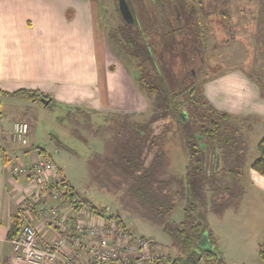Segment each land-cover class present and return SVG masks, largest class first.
Segmentation results:
<instances>
[{
	"label": "crops",
	"instance_id": "crops-1",
	"mask_svg": "<svg viewBox=\"0 0 264 264\" xmlns=\"http://www.w3.org/2000/svg\"><path fill=\"white\" fill-rule=\"evenodd\" d=\"M214 1L200 0L203 8L212 7ZM259 1L261 26L264 27V0ZM127 62H130V69L137 71L130 59ZM127 65L122 55L119 54V60L112 56L111 48L98 35L93 0H0L1 264H33L17 258L12 239L8 237L15 217L19 218V229L25 222L35 226L43 245L51 244L60 235L63 236L45 218L53 206L60 208L70 219L100 222L111 219L88 204L80 203L76 196L69 195L45 204H36L33 199L36 189L31 186L28 177L14 174L9 163L20 160L29 165L39 151H47L42 146L33 147L37 143L32 139L35 125L31 115L40 104L43 107L57 104L60 107L84 109L102 123V116H106L105 119L111 115H132L135 118L146 113L150 96L141 87L140 75L135 76ZM24 89L44 95L29 97L18 93ZM204 93L220 112L234 118L243 116L246 130L253 129L252 124H255L256 128L260 125L261 132H264L262 79L247 71L227 72L207 81ZM19 119L28 121L30 125L28 146L13 142L12 127ZM262 137L259 134L254 141L246 134L235 145L234 161L237 157L245 161L246 155H250L245 168L238 171L244 179L241 189L249 199L246 202L249 211H241V214L246 215L241 220L236 219L238 222L229 219L230 227L238 232L233 241L229 240V246L219 250L220 256H226L230 264H264L261 254L264 248V176L252 168L253 161L260 155L258 143ZM117 145L105 154L110 156ZM223 152L221 150L222 158L219 151L206 156L208 174L221 175L234 171L231 156L225 158ZM218 159L219 165L216 163ZM55 165L57 172L51 176V180L62 178L74 190L72 194H76L77 189L64 168L56 162ZM82 206L92 210V217L81 210ZM74 235L73 231L64 235L67 239L66 245L62 247L61 264H66L71 258L78 260ZM259 255L263 257L262 260H250Z\"/></svg>",
	"mask_w": 264,
	"mask_h": 264
},
{
	"label": "rangeland",
	"instance_id": "rangeland-1",
	"mask_svg": "<svg viewBox=\"0 0 264 264\" xmlns=\"http://www.w3.org/2000/svg\"><path fill=\"white\" fill-rule=\"evenodd\" d=\"M93 1L98 35H101L102 39L107 42L108 47L111 48L112 56L119 60V54L122 55L129 68L130 62L128 63L127 59H130L131 56L129 57L128 53H125L123 47L116 41L115 35L122 39L123 33L126 34L125 31H127L140 41V44H144L143 38L141 39L138 35L139 26L126 25L119 11L118 0ZM145 1L134 0L133 9H131L135 17L138 16L142 19L141 28L153 25L147 17L149 8ZM162 1L165 0H161V4ZM175 3H177L176 11L180 12V22L189 34L185 39L190 41L185 44L181 41L182 37L177 34V43L164 49L163 44L156 42L157 38L153 31L148 30V38L151 49L159 51L158 57L154 61L165 77L166 85L175 102L177 100L182 102L179 107L188 112L189 121L188 123L180 121L176 110H173L176 108L173 103L169 108L167 105L161 111L158 102L150 97L148 111L135 117L136 120L143 121L150 119L151 116L154 117L157 112L158 118L163 119L157 121L155 126L156 131L163 126L168 141L163 173L166 174L167 179L171 180L169 190L172 188L178 190L174 194L177 207L169 216L158 219L153 216L152 212L150 215L147 214L149 212L146 203L142 198L139 199L134 194L135 189L130 187L131 184L134 186L133 167L130 169L129 165L125 166L126 172H120L113 165L119 161V156L113 152L110 156L105 154L111 147L124 141L126 136L121 133L119 120L126 117L135 121L132 115H111L106 119V116H102L101 120L104 122L102 123L96 120L90 111L79 110L75 107H60L57 104L48 107H43L40 104L37 111H33L31 115L35 125L32 139L37 143L33 147L46 148L54 162L64 168L71 183L77 189V200L94 207L104 217H116L122 220L125 227L122 225L119 227H123L134 239L142 237L151 242H157L159 258H168L169 256L174 258L179 254V245L165 230V225L177 227V223L184 218L191 198L200 203L198 209V215H201L202 218L200 220L206 222L210 238L216 244L219 242L220 249L229 246V240L233 241L238 232L230 227L229 219L232 221L241 220L246 213L241 214L240 212L249 211L246 206L249 199L241 189L244 179L240 177L238 171L245 168L250 155H246L245 161L238 157L234 161L236 157L233 156L236 154L234 152L231 157L234 171L224 172L221 175L218 173L209 177L195 178L196 175L191 176L189 187L194 190L193 196H190L186 191L188 163L192 157L189 155V146H182L180 142L189 133L191 126L195 127V117L194 105L190 101L186 102L184 95H179L180 90H190L194 85L198 92L204 88L207 81L233 71L250 72L264 82V27L261 26L263 22L260 17L259 0H215L212 7L204 8L200 0H176ZM193 42L202 49L201 52L198 53L192 47ZM144 64L154 66L150 61ZM130 70L135 76L140 75L138 69V72ZM184 78H187L188 83L182 82ZM145 80L148 84V79ZM157 80L160 83L165 82L160 75L157 76ZM156 85L150 82L147 88H154ZM159 91L161 90L159 89ZM210 104H212L211 101ZM212 106L214 105L212 104ZM166 110L170 113L164 118L161 117L160 114ZM243 118V116L239 118L225 117L226 122L223 123V126H227V133L234 144L246 134L249 139L253 140L259 134L261 137L264 135L260 125L256 128V125L252 124L253 129L246 130L243 126ZM200 141L203 142L204 139L200 138ZM117 151L119 153V149ZM193 161L189 170L191 174ZM175 179H179V181H175ZM136 185L137 183L135 188ZM246 217L248 218V216ZM201 258L200 264H230V261L226 260V256L204 255ZM254 258L262 260L263 257L253 256L250 260L256 262ZM236 263L243 264L242 262L232 264ZM245 264L252 263L245 262Z\"/></svg>",
	"mask_w": 264,
	"mask_h": 264
},
{
	"label": "trees",
	"instance_id": "trees-1",
	"mask_svg": "<svg viewBox=\"0 0 264 264\" xmlns=\"http://www.w3.org/2000/svg\"><path fill=\"white\" fill-rule=\"evenodd\" d=\"M160 1L161 0L145 1V4L149 8V11H147V17L153 23V25H150L146 28H141L142 19L138 16L135 17V21L133 23H127L123 19L128 26H139L138 35L141 37V39L143 38L144 44H140V41H138L131 33H128L127 31H125L126 34L123 33L122 39L120 36L117 38L116 35L115 39L123 47L125 53H128L129 57H132H130V61L132 60L131 62H133L132 65L140 71L139 80L142 89L150 96V98H153L155 102H158V106L161 108V111L163 108H165V106L168 105L169 108V106L173 103L176 108L171 109L174 111L176 110V113L178 114L177 117L180 118L182 123H188V112L182 110L179 107L182 105V102L179 100L175 102L171 92L168 89V86L166 85L165 77L161 74L160 70L158 69V65H156L154 61L158 57L159 51L157 52L151 49V43L148 38V30L154 32L157 38L156 42L163 44L164 49L167 46L171 47L177 43L178 39L176 35L178 34L179 29H182V42L185 43L190 41L189 39H185L186 35L189 34L188 31L183 28L182 23L179 22L176 16V0H165L162 1V4ZM133 3L134 0L129 2L131 9H133ZM166 8L168 15L166 14ZM162 52L164 53V50ZM148 61L152 62L154 66L144 64ZM158 75H160V77L165 82H158ZM145 79H148V84L150 82L153 83V85L157 84L156 87L147 88L148 84H146ZM159 89L161 91H159ZM18 93L27 94L29 97L44 95L42 92L38 93L36 91L25 89L19 91ZM179 93V95H184L186 102L190 101L192 105H194L195 127L191 126L189 133L184 139H182V142H180L182 143V146H189V155L192 157L188 163L186 191L190 196H193L194 190L189 187L191 183V179L189 178L195 175L196 178L202 176L209 177L215 174H208L206 171L204 162V153L206 150H212L215 151V153L219 151L220 156L221 150H223V155L225 158H227L229 155L232 157L234 154L235 146L233 145L236 144L231 142V138L227 133V126H223V123L226 122L225 117L227 118L228 114L220 113L217 108L210 104V101L207 99L204 93V88L197 92L195 86L193 85L190 90L182 89ZM158 95L159 98H157ZM168 110L160 114L161 117H166L170 113ZM160 120L163 119L158 118L157 112L154 114V117L151 116L150 119L143 121H132L126 117L122 119V121L119 120L122 129L121 133L122 135L126 136V138L113 150V154L119 156V161L116 162V164L113 163V165L119 169L120 172H126L127 168H125V166L129 165L130 169L133 167L132 181L134 182V186L131 184L130 187L135 189L134 194L137 195L139 199L142 198V200H144L146 203V208L149 212L147 214L150 215V212H152L155 218L163 219L166 218V216H169V214L177 207L174 194L177 193L178 190L176 188L169 190V185L171 186V180L167 179L168 177L165 173H163V166L165 165L164 161L166 159L168 150L166 148V144H168V141L166 140L167 137L164 133V129L162 128L163 126L159 127L158 131L155 130L157 121ZM200 138H203L205 142H201ZM118 149L119 153L117 151ZM258 150L260 155L253 161L252 168L260 175L264 176V136L258 143ZM192 161L194 164L191 174L189 173V170L191 169ZM220 171L221 169L219 172ZM177 180L179 181V179ZM177 180L175 179V181ZM136 183L137 185L135 188ZM65 185L68 187L66 196L70 195L71 197H75L76 194H72L74 190L70 187L69 183H65ZM199 204L200 203L198 201L191 198L190 205L186 208L184 218L181 222L177 223V227L165 225V230L171 235L173 239L176 240L179 245V254L174 258L171 256L168 258L160 257L157 259L156 264H200L202 260L201 257L204 255L218 256L215 250L219 249V247L217 246L216 242L209 237V235H207V238L209 239L210 244L214 246V249L203 251L199 246L202 237L209 231L205 225L206 222L200 220L201 215H198V209L200 207ZM92 209L95 208L92 207ZM120 223L123 227H125L122 220H120ZM19 226V218L15 217L8 232V237L10 239L14 238L19 233L21 229V227L19 229Z\"/></svg>",
	"mask_w": 264,
	"mask_h": 264
},
{
	"label": "built area",
	"instance_id": "built-area-1",
	"mask_svg": "<svg viewBox=\"0 0 264 264\" xmlns=\"http://www.w3.org/2000/svg\"><path fill=\"white\" fill-rule=\"evenodd\" d=\"M12 139L20 146H28L30 125L25 120H17L12 127ZM9 167L17 175L28 177L31 186L36 189L33 199L36 204H45L66 196L68 187L62 178L51 180L57 172L52 157L47 152H38L29 164L20 160L11 161ZM81 210L91 217L92 210L82 206ZM47 222L60 234L59 239L51 244H42L38 231L31 223L22 224L19 233L12 238L18 259L33 264H61L62 247L66 245L64 235L73 231L76 255L78 260L71 258L66 264H156L159 258L157 242L145 238L134 239L123 227L120 220L113 217L109 220L89 221L81 218L70 219L57 206L51 207ZM264 256V248L261 249ZM86 256V257H85Z\"/></svg>",
	"mask_w": 264,
	"mask_h": 264
},
{
	"label": "water",
	"instance_id": "water-1",
	"mask_svg": "<svg viewBox=\"0 0 264 264\" xmlns=\"http://www.w3.org/2000/svg\"><path fill=\"white\" fill-rule=\"evenodd\" d=\"M118 4H119V10H120V13H121L123 19L127 23H133L135 21V16H134V14L130 8V4H129L128 0H118ZM175 10H176V8H175ZM176 12H177V18L180 22L181 21L180 12H178V11H176ZM205 158H206V156H205ZM204 162H205V160H204ZM216 163H217V165H219V159L217 160ZM199 246L203 251L214 249V246L210 244L209 239L207 238V233H205L204 236L202 237ZM215 252H216V254H218V256H220V250L219 249L215 250Z\"/></svg>",
	"mask_w": 264,
	"mask_h": 264
},
{
	"label": "flooded vegetation",
	"instance_id": "flooded-vegetation-1",
	"mask_svg": "<svg viewBox=\"0 0 264 264\" xmlns=\"http://www.w3.org/2000/svg\"><path fill=\"white\" fill-rule=\"evenodd\" d=\"M166 10V9H165ZM178 34L180 35V36H182L183 34H182V29H179L178 30ZM192 47H194L197 51H198V53L199 52H201L202 51V49L201 48H199L198 47V45L196 44V43H193L192 44ZM193 71V73H194V70H192ZM195 74V73H194ZM195 76V75H194ZM184 84H186V83H188L187 82V78H184L183 79V81H182ZM187 86V85H186ZM203 142H205V141H203ZM204 144V143H203ZM212 153H214L215 154V151H208V150H206V152L204 153L205 154V156H207L208 154H212ZM204 159H205V157H204Z\"/></svg>",
	"mask_w": 264,
	"mask_h": 264
}]
</instances>
